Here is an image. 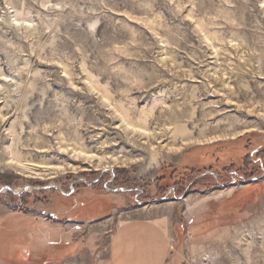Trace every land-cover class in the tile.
<instances>
[{"label":"rangeland","instance_id":"rangeland-1","mask_svg":"<svg viewBox=\"0 0 264 264\" xmlns=\"http://www.w3.org/2000/svg\"><path fill=\"white\" fill-rule=\"evenodd\" d=\"M145 206L167 264H264V0H0V264Z\"/></svg>","mask_w":264,"mask_h":264},{"label":"crops","instance_id":"crops-1","mask_svg":"<svg viewBox=\"0 0 264 264\" xmlns=\"http://www.w3.org/2000/svg\"><path fill=\"white\" fill-rule=\"evenodd\" d=\"M116 212L113 208L106 254L96 264H167L172 251L171 231L161 210L151 206L132 208L114 219ZM86 258L87 254L79 252L65 264H81Z\"/></svg>","mask_w":264,"mask_h":264},{"label":"bare ground","instance_id":"bare-ground-1","mask_svg":"<svg viewBox=\"0 0 264 264\" xmlns=\"http://www.w3.org/2000/svg\"><path fill=\"white\" fill-rule=\"evenodd\" d=\"M15 164H17L16 166H17L18 168H20V169L23 171V173H25L26 171H29V170H30L27 166L21 165V164H19L18 162L15 163Z\"/></svg>","mask_w":264,"mask_h":264}]
</instances>
